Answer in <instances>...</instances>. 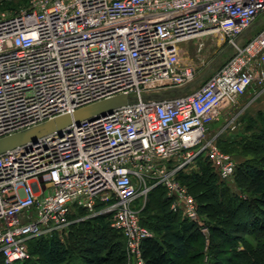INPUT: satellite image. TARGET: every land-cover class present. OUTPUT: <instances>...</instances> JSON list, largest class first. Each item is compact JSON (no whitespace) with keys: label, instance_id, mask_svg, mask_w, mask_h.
I'll return each instance as SVG.
<instances>
[{"label":"built area","instance_id":"built-area-1","mask_svg":"<svg viewBox=\"0 0 264 264\" xmlns=\"http://www.w3.org/2000/svg\"><path fill=\"white\" fill-rule=\"evenodd\" d=\"M209 35L233 54L205 77L204 62L184 59L181 47ZM251 88L264 91V0H25L1 12L0 139L70 118L0 154L4 262L29 260L28 241L101 216L124 238L130 264H145L147 195L162 187L170 211L198 223L179 175L203 160L219 182L233 177L236 163L211 126L225 117L222 131L236 133L233 111ZM121 97L134 101L74 118Z\"/></svg>","mask_w":264,"mask_h":264},{"label":"trees","instance_id":"trees-1","mask_svg":"<svg viewBox=\"0 0 264 264\" xmlns=\"http://www.w3.org/2000/svg\"><path fill=\"white\" fill-rule=\"evenodd\" d=\"M247 124L248 135L216 140L222 152L246 157L236 164L232 177V185L237 191L233 192L227 183L219 182L211 166L203 160L197 162V171L179 175L180 182L197 204L198 214L207 220L206 244L197 224L170 211V200L165 197L162 187L149 192L147 198L153 202L152 211L156 212H149L145 205L140 211L141 224L153 233V237L142 244L145 264H264V217L259 216L262 210L253 207L260 201L254 195L264 186V116L258 114L257 119ZM212 209L217 217L210 211ZM224 217L230 221L228 227L219 222ZM212 235L228 241L229 247L225 249ZM42 237L28 241L29 260L14 264L125 262L124 238L110 228L105 217L72 225L64 239L57 235L45 240ZM247 238H251L255 246ZM239 245H242L241 249H238ZM205 255L207 261L202 260ZM223 256L225 258L221 259ZM0 264H6L1 256Z\"/></svg>","mask_w":264,"mask_h":264},{"label":"rangeland","instance_id":"rangeland-1","mask_svg":"<svg viewBox=\"0 0 264 264\" xmlns=\"http://www.w3.org/2000/svg\"><path fill=\"white\" fill-rule=\"evenodd\" d=\"M24 3H25V0H11L10 2H8L6 4L0 3V13L4 12V11L18 10L24 5ZM261 20L262 19H260L259 21H261ZM260 27L261 26H257L255 24L253 26L254 31L252 33L254 34L256 31H258V29H260ZM251 36H252V34H251ZM181 49L183 51L182 57L184 59L188 58L189 60H192L193 62H197V63L202 62V61L204 62V66L200 70V76L205 75V77H208L211 72H213V71L217 70L219 67H221L233 54L232 49L229 46H227L226 41L224 39H222L219 35H209V36L198 37L197 39H194L193 41H189V42L183 44ZM200 85H201V82L196 85L195 89L197 87H199ZM258 131H259V129L256 130V132H258ZM225 183H227V185L230 186V189L233 192L237 191L236 188L232 185L233 184V178H231L230 180H228ZM191 191L194 193L193 190H191ZM187 192H188V190H187ZM164 193H165V197H167L166 192H164ZM254 196L256 198H258L260 201L257 202V204H253V207L255 208V210H258V211L262 210L261 212H259V214H260L259 216L264 217V186L261 187L260 191L258 193H256ZM146 202L147 203L145 204V206L149 209V212L152 211V207L154 206L153 202H151V199L149 201L148 198L146 199ZM170 203H171V201H169V204H168L169 209H170ZM137 206H136L137 209L141 207L140 204H137ZM213 210L214 209H212L210 211L212 212V214L215 215L216 211H213ZM157 211L159 212L160 210H157ZM155 212H156V210L152 211V213H155ZM225 214H227V212ZM215 217H217V216L215 215ZM206 222H207L206 218L204 216H200L198 223H196L197 226L201 230V233H202L204 240H205V244L208 242L207 239H208V234H209V230L206 227ZM219 222H221V224H224L226 227H228L230 221L227 220V217H224ZM69 232H70V230L66 234H62L60 236V238L64 239L69 234ZM212 237H214L215 239H218V241L220 240L221 244L223 245V247L225 249H227L229 247L228 241H224L219 236L212 235ZM42 238L45 240L48 238V236H44ZM247 239H249L250 242H252L253 246H255L256 243L251 241L252 240L251 238H247ZM241 248H242V245H239L238 249H241ZM207 258H208L207 255H205V257H203L202 260L207 261L208 260ZM222 258H225V256L221 257V259ZM124 261H125L124 264H130V262L127 258H125Z\"/></svg>","mask_w":264,"mask_h":264},{"label":"water","instance_id":"water-1","mask_svg":"<svg viewBox=\"0 0 264 264\" xmlns=\"http://www.w3.org/2000/svg\"><path fill=\"white\" fill-rule=\"evenodd\" d=\"M183 91H184L183 89L179 90V92H183ZM163 97L164 96H158L154 99L159 100ZM133 101L134 99H127L124 97L116 98L112 101L98 104L96 106H92L82 111H79L75 114L74 118L76 121H79L81 119H86V118H89V117H92L98 114L105 115L107 112L110 113L112 109L120 105H126ZM69 123H70V118L65 117L59 120H54V121L45 123L41 126L32 128L30 130H26L18 134L0 139V154L18 145L24 144L28 141H33L36 138L43 136L45 134H48L50 132H53L54 130L59 129L62 126L67 125Z\"/></svg>","mask_w":264,"mask_h":264},{"label":"crops","instance_id":"crops-1","mask_svg":"<svg viewBox=\"0 0 264 264\" xmlns=\"http://www.w3.org/2000/svg\"><path fill=\"white\" fill-rule=\"evenodd\" d=\"M233 112H241V123L238 131L236 133L222 131L225 124V117H221L211 126V136L217 135V139H239L237 137L240 135H248L250 132L247 130L249 125L247 122L257 119L258 114L264 116V91L251 88L243 97H241ZM231 156L236 164L246 159V157L235 153H232Z\"/></svg>","mask_w":264,"mask_h":264}]
</instances>
